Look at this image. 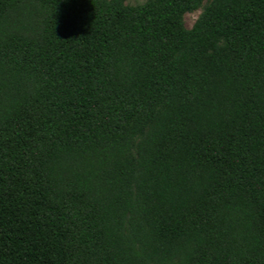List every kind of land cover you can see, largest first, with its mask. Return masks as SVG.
Masks as SVG:
<instances>
[{"label": "trees", "instance_id": "16d2710c", "mask_svg": "<svg viewBox=\"0 0 264 264\" xmlns=\"http://www.w3.org/2000/svg\"><path fill=\"white\" fill-rule=\"evenodd\" d=\"M124 1L0 0V264H264V0Z\"/></svg>", "mask_w": 264, "mask_h": 264}, {"label": "rangeland", "instance_id": "374dc122", "mask_svg": "<svg viewBox=\"0 0 264 264\" xmlns=\"http://www.w3.org/2000/svg\"><path fill=\"white\" fill-rule=\"evenodd\" d=\"M143 1L144 0H125L124 4L129 5V6H133V5L141 4ZM209 1L210 0H202V5H205ZM199 12H200V9L193 11L191 13H186L183 15L182 22H183V26L185 29H189L192 26L193 22L195 21V19L198 16Z\"/></svg>", "mask_w": 264, "mask_h": 264}]
</instances>
